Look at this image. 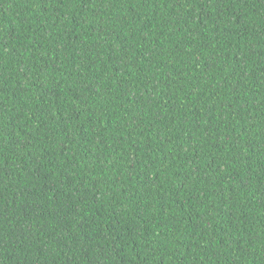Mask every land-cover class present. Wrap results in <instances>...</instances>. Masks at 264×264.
I'll use <instances>...</instances> for the list:
<instances>
[{
    "label": "trees",
    "instance_id": "obj_1",
    "mask_svg": "<svg viewBox=\"0 0 264 264\" xmlns=\"http://www.w3.org/2000/svg\"><path fill=\"white\" fill-rule=\"evenodd\" d=\"M0 264H264V0H0Z\"/></svg>",
    "mask_w": 264,
    "mask_h": 264
},
{
    "label": "bare ground",
    "instance_id": "obj_2",
    "mask_svg": "<svg viewBox=\"0 0 264 264\" xmlns=\"http://www.w3.org/2000/svg\"><path fill=\"white\" fill-rule=\"evenodd\" d=\"M96 56V55H95Z\"/></svg>",
    "mask_w": 264,
    "mask_h": 264
}]
</instances>
